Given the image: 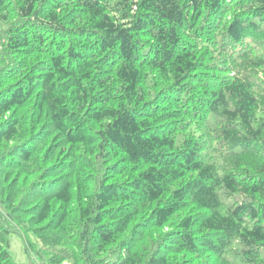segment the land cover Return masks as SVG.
Returning a JSON list of instances; mask_svg holds the SVG:
<instances>
[{"label": "trees", "instance_id": "16d2710c", "mask_svg": "<svg viewBox=\"0 0 264 264\" xmlns=\"http://www.w3.org/2000/svg\"><path fill=\"white\" fill-rule=\"evenodd\" d=\"M264 264V0H0V264Z\"/></svg>", "mask_w": 264, "mask_h": 264}, {"label": "rangeland", "instance_id": "374dc122", "mask_svg": "<svg viewBox=\"0 0 264 264\" xmlns=\"http://www.w3.org/2000/svg\"><path fill=\"white\" fill-rule=\"evenodd\" d=\"M10 253L13 256V258L17 261L18 264H31L29 262V258L26 255L23 243L20 237L18 236H11L10 238ZM33 264H36L34 260H32Z\"/></svg>", "mask_w": 264, "mask_h": 264}]
</instances>
